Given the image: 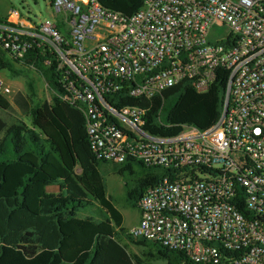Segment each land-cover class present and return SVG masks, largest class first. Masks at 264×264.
<instances>
[{"label":"built area","instance_id":"2783aa9c","mask_svg":"<svg viewBox=\"0 0 264 264\" xmlns=\"http://www.w3.org/2000/svg\"><path fill=\"white\" fill-rule=\"evenodd\" d=\"M49 5L39 24L12 8L0 16V52L17 63L47 55L96 160L164 171L126 234L178 252V264H264V0H143L127 17L96 0ZM218 70L213 125L168 137L143 129L139 103L183 81L204 93Z\"/></svg>","mask_w":264,"mask_h":264},{"label":"trees","instance_id":"16d2710c","mask_svg":"<svg viewBox=\"0 0 264 264\" xmlns=\"http://www.w3.org/2000/svg\"><path fill=\"white\" fill-rule=\"evenodd\" d=\"M96 1L127 17L143 0ZM46 57L33 50L17 63L0 52V72L18 76L22 71L15 65L32 67L50 91L48 101L33 105L20 93L12 98L18 111L28 117L27 126L17 122L5 128L0 120V264H148L155 260L178 264L183 258L178 252L126 234L98 172L100 164L109 162L98 161L91 153L83 116L62 101L63 88L54 64H42ZM224 79L225 72L218 70L204 93L183 81L159 97L142 101L139 104L148 109L143 129L167 137L183 126L206 130L218 118ZM27 90L32 95L30 82ZM124 104L135 105L136 100L126 99ZM0 109H11L1 95ZM110 164L116 175L130 180L124 201L135 209L138 199L164 174L161 168L131 158ZM49 186L55 191L46 192ZM90 205L97 207V219L80 217ZM123 240L139 247V254L128 252Z\"/></svg>","mask_w":264,"mask_h":264},{"label":"rangeland","instance_id":"374dc122","mask_svg":"<svg viewBox=\"0 0 264 264\" xmlns=\"http://www.w3.org/2000/svg\"><path fill=\"white\" fill-rule=\"evenodd\" d=\"M9 8L16 10L23 18L28 19L34 24H39L45 19H51L52 10L49 5V0H0V16ZM216 30L225 33L226 29L221 26H216ZM15 68L22 71V75L14 76L7 71L0 72V78L5 86L9 89V94L4 98L11 105V109L4 111L0 109V120L4 124L5 128L11 124L22 122L26 126L28 125V117L21 114L15 105L12 103V98L16 93L22 94L25 98H28L31 105L40 103L42 101H48L50 98V91L46 87L43 79L33 69L29 67H22L15 65ZM27 82L31 83L33 93L32 95L27 90ZM164 114L160 115V120H163ZM2 133H0V138ZM136 175H139V169L135 167ZM98 172L102 178L105 186V194L111 200L114 207L120 213L122 217L123 227L128 229L131 226L137 216L135 208H131L126 205L124 198L125 187H131V182L126 176H118L111 170V164H100ZM55 187L49 186L45 188L46 192L55 191ZM99 211L96 206L91 205L80 213V217L89 216L95 219L98 218ZM122 244L126 246V250L132 254H139L141 249L128 244L126 241H122ZM148 264H164L161 260L151 261Z\"/></svg>","mask_w":264,"mask_h":264},{"label":"crops","instance_id":"0c3cea01","mask_svg":"<svg viewBox=\"0 0 264 264\" xmlns=\"http://www.w3.org/2000/svg\"><path fill=\"white\" fill-rule=\"evenodd\" d=\"M5 13H6V11H5L1 16H3ZM53 191H54V190H53ZM136 212H137V211H136ZM137 220H138V213H137V216H136V220H135V222H134L132 225H134V224L137 222ZM132 225H131V226H132ZM122 226H123V222H122ZM129 227H130V226H129ZM129 227H128V228H129Z\"/></svg>","mask_w":264,"mask_h":264}]
</instances>
